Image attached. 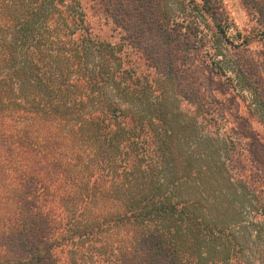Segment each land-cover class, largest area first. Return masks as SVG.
Masks as SVG:
<instances>
[{
    "label": "trees",
    "instance_id": "obj_1",
    "mask_svg": "<svg viewBox=\"0 0 264 264\" xmlns=\"http://www.w3.org/2000/svg\"><path fill=\"white\" fill-rule=\"evenodd\" d=\"M241 1L264 40V0ZM92 2L116 41L83 0H0V264H70L61 249L114 227L127 236L100 264H250L237 232L262 234L264 179L229 167L236 141L185 62L204 49L232 80L204 48L205 20L225 35L220 0ZM237 53L233 80L264 116L259 68ZM245 207L263 219L241 223Z\"/></svg>",
    "mask_w": 264,
    "mask_h": 264
},
{
    "label": "rangeland",
    "instance_id": "obj_2",
    "mask_svg": "<svg viewBox=\"0 0 264 264\" xmlns=\"http://www.w3.org/2000/svg\"><path fill=\"white\" fill-rule=\"evenodd\" d=\"M178 1L185 4V6L188 4V0ZM83 2L87 8L89 7V12L93 14V23L97 29L99 28L101 37L116 41L118 38L117 32L113 30L110 23L105 22L99 12H95L96 8L93 7L92 0H83ZM220 2L226 20L225 35L215 34L217 29H215L214 24L205 20V25L202 28L203 33L207 36V46L204 48H207L210 52L216 50L215 52L218 55H215V59L223 62L226 74L231 76L232 80L227 79L226 76L221 75L212 67L208 56L204 54V49L191 54L185 62L196 70L211 102L218 107L219 118H221L223 126L221 131L236 141L232 146V158L229 167L237 163L240 168L238 175L241 174L242 178L248 179L250 174L254 176L259 174L264 179V116L255 109L249 92L238 87L236 81L233 80L234 74L231 72L229 61L230 55L237 53L232 44L241 43L245 37L249 38L247 50L244 52L238 50L237 54L254 58V63L259 68L262 85L264 86V40L258 35L259 27L253 13L246 9L241 0H220ZM213 47L215 48L213 49ZM220 160H222L221 156ZM224 169L226 170V166ZM255 185V197L252 203L254 206H259L264 204V183L260 182ZM225 190H227V187ZM241 201V196H236L232 204H240ZM243 202L245 204L249 203L248 201ZM227 203H231V200H227ZM243 213L244 217L240 220L241 223L248 220L256 221L255 218H257V221L263 219L262 215L249 210L247 207L244 208ZM126 236L125 230L123 231L117 227L110 231L104 229L98 238L94 240L85 239L82 242L69 244L70 246L61 249L63 251L60 250L59 254L72 256L70 264H100L104 259L103 252L116 248ZM237 236L240 242H243L244 261L250 264H264V230L258 236V233L253 230L249 231L246 227L244 230L237 232ZM102 239H104L103 243L100 242Z\"/></svg>",
    "mask_w": 264,
    "mask_h": 264
}]
</instances>
